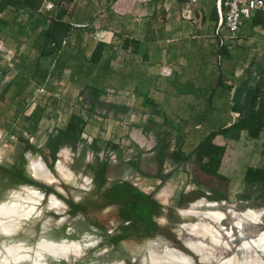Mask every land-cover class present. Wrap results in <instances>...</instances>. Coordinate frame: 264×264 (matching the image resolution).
Instances as JSON below:
<instances>
[{"label": "trees", "instance_id": "1", "mask_svg": "<svg viewBox=\"0 0 264 264\" xmlns=\"http://www.w3.org/2000/svg\"><path fill=\"white\" fill-rule=\"evenodd\" d=\"M47 1H51L54 8L46 9L45 2ZM60 1L64 0H0V14L8 8L14 11H22L29 18L36 15L33 21L23 23L25 31L30 33L38 31V36L34 39V46L38 50L39 56H55V53L65 45L70 32L76 28L68 15V11L59 6ZM67 1L77 2L76 0ZM114 1L111 0V3ZM148 2L155 7L158 0H148ZM109 6L110 4L105 8H110ZM210 19L214 22L216 30L218 14L214 3L211 6ZM93 22L94 19L85 26L90 25L92 28ZM5 24L6 19L0 15V29ZM85 26L78 28L84 29ZM251 26L264 27V9L251 16ZM223 28L226 29L224 24L219 27L217 34L215 31L213 34L215 38V69L212 73L210 71L214 77L212 82L209 80L208 85L195 84L199 78L192 77L191 79L168 83L162 87L153 85V88L166 93L169 98L175 100L182 96H189L192 101L187 103V113L180 112L179 109L173 114L166 112L160 108L158 102L151 95V91L141 93V99H143L141 106L148 108L149 114H151V117H147L142 123L143 130L146 133L153 131L156 135V142L149 149L153 152L152 158L156 164V171L155 173H148L140 169L143 153L146 152L143 149H139L135 156L128 160V163L143 175L158 179L159 184L164 183L172 174V170L164 172V164L167 160L174 165L184 164L192 160L200 173L218 182L228 181L229 178L220 172L227 143L230 140H239L243 132L249 139H258L264 130V67L257 66L255 63V68L247 67L239 75H235V63L226 70L220 67V60L229 55L228 48L232 46L231 43L226 42L228 39L226 37L223 44L219 43V37L226 36L221 33ZM226 31L229 32L227 29ZM138 45L139 41L129 35L122 37L124 48L133 47L136 49ZM103 46L104 43L102 42L96 44L90 57L91 61L97 60L101 52L98 51V47ZM104 93V87L86 86L82 94L84 95L83 100L89 106L81 111L80 109L72 110L63 127L54 128L47 133L42 146L30 142L22 133L15 135L19 146L17 159L9 165L0 164V175L13 183L34 186L44 193L45 197L47 194H54L65 201L69 207L67 212L72 216L82 215L86 217L90 210L116 205L117 227L115 233L109 235L105 228L97 227L106 239V244L110 246L117 247L120 241L131 235L154 237L161 232L166 238L177 244V249L192 255L171 230L163 231L157 222L156 217L161 213L163 206L151 193L143 191L129 180L109 183L107 179L109 154L107 152L102 157L99 152L108 147L116 155H121L123 148L119 143L106 141L99 145L98 139L100 137H92L90 149L93 158L91 161H87L84 166V173L91 175L92 189L80 201L65 198L53 185L37 181L28 173L26 154L31 152L32 155H40L52 174L57 175L55 162L58 159L59 150L68 147L73 153L77 152L84 139L88 116L94 113L96 107L101 104L100 97ZM50 104L48 100L42 104L36 103L26 118L37 125L42 118L47 116V109ZM175 104L179 107L183 103L181 100H177ZM111 107L115 109V112L126 113L129 110L125 104H111ZM231 112H236L238 115L233 117ZM223 113L222 117L221 114ZM192 131L197 133V138L193 142L188 137L189 133H193ZM172 134L174 135L173 143L171 141ZM217 136H220L225 143L216 142ZM243 180L251 190L247 193L238 194V198L241 200L249 199L253 194H256L261 197V202L264 203V166L248 165L245 168ZM195 182L200 185L199 181ZM62 186L66 187L65 184ZM208 188L209 193L196 191L198 188L188 194L182 190L176 205L169 207L170 213H175L176 208L200 197L212 201L228 199V195L221 192L217 187ZM92 224L95 225V223ZM63 236L70 238L66 235Z\"/></svg>", "mask_w": 264, "mask_h": 264}, {"label": "crops", "instance_id": "2", "mask_svg": "<svg viewBox=\"0 0 264 264\" xmlns=\"http://www.w3.org/2000/svg\"><path fill=\"white\" fill-rule=\"evenodd\" d=\"M80 2L78 0L77 5ZM212 5L211 0H162L160 10L150 11L134 29L126 26V16L118 7L105 8L100 15L99 25L93 23L92 28L85 26L90 15L88 9H80L75 19L79 22L72 21L76 28H73L65 45L55 56H39L34 46L38 31H25L23 23L33 21L36 15L29 18L22 11L6 8L0 14L6 19V24L0 29V95H3L0 110L7 119L14 120L11 135L27 131L31 138L42 135V143L36 144L42 146L47 133L63 127L72 110L81 111L89 106L83 100L82 92L86 86L94 85L104 87L105 93L100 97L101 104L88 116L84 139L80 144L84 142L90 146L92 137L97 136L100 137L99 145L112 141L122 146L125 138H132L129 122L138 112L139 115L147 112V108L141 106V93L150 92L153 85L162 87L192 77L199 78L195 84L208 85L207 75L214 78L210 74L215 69V26L210 19ZM79 26L85 27L81 29ZM111 31L119 33L113 39L95 36ZM221 31L223 35H228L226 29ZM126 32L139 41L136 49L123 47L122 51L116 48L119 38ZM236 36L226 39L232 46L228 48L229 55L220 60V67L226 70L232 61L237 60L243 65V70L255 68V63L264 67V27L251 26L249 17L244 19ZM98 42L104 43V46L98 47L101 52L97 60L91 61ZM202 69L207 70L208 74H201ZM235 75L238 74L235 72ZM164 96V102L159 105L161 109L172 114L177 109L187 113L186 103L192 101L189 96L177 99L183 103L179 107L167 103L171 100L168 101L166 93ZM45 100L51 103L48 114L36 125L26 117L36 103L42 104ZM111 104H125L129 110L126 113L115 112ZM148 117L151 114L148 113ZM43 119L51 121L50 125L43 126ZM144 121L140 120L134 126L147 134L142 127ZM80 147L76 154L63 147L60 155L64 153L68 158L69 152L78 156ZM28 156H32V153L27 152V160Z\"/></svg>", "mask_w": 264, "mask_h": 264}, {"label": "rangeland", "instance_id": "3", "mask_svg": "<svg viewBox=\"0 0 264 264\" xmlns=\"http://www.w3.org/2000/svg\"><path fill=\"white\" fill-rule=\"evenodd\" d=\"M161 1L158 0L154 7L153 4L148 3V0H115L112 3L111 0H81L78 5L77 2L64 0L59 2V6L65 8L70 19L75 22H79L75 20L78 16L76 14L77 11L88 9L87 12L90 15L87 22L94 19V25L98 26L101 20L100 15L104 12L105 7L110 4V6L118 7L122 11L123 15L126 16V26L134 29L150 11L153 9L160 10ZM111 32L106 35L98 34L95 36L113 39V36L116 37L118 33L112 32V34ZM125 35L130 34L126 32ZM122 37L119 38L120 41L117 42L116 48L123 51ZM3 56L7 57L4 54ZM233 63L236 64L235 72L239 75L243 71V65L239 63V60L232 61L231 64ZM200 72L201 74H208L205 69ZM207 77L211 82L213 81L211 76L207 75ZM1 89L2 85L0 83V91ZM151 95L158 102V105H161L165 100V93L156 90L153 86ZM169 100L171 102L167 103H171L170 105L173 106L176 105L175 99L168 98ZM163 105H166V103H163ZM186 106H188L187 103ZM146 111L145 114L141 113V115L138 112L133 117V121L129 122V132L132 138L127 137L121 143L123 148L121 155H116L108 147L103 148L99 152L102 157L107 152L109 154L107 172L109 183L118 180H129L143 191L151 193L163 206L161 213L156 217L163 231L171 230L180 242L183 238H190L191 240L197 239V241L207 244L208 248L205 250V255L208 256V261L202 262L199 255L194 254L181 242L192 253L190 255L191 264H264V243L256 244V246H251L247 249L242 248L244 244H249V241L256 239L264 232V203L261 202V197L256 194H253L249 199L243 200L237 196L240 193H247L251 190L243 180L245 168L248 165L264 166V130L258 139H249L243 132L239 140H230L227 143L220 172L229 178L228 181L218 182L200 173L192 160L176 165L167 160L164 164V172L172 170V174L164 183L159 184L160 181L158 179L143 175L133 169L128 163V160L134 157L139 149H143L146 152L143 153L140 169L148 173H155L156 171V164L152 158L153 152L149 150L156 142V135L153 131L147 134L141 133V130L134 126V123L140 120L144 121L148 117L149 109L147 108ZM184 112L186 113V111ZM223 115L224 113L221 114L222 117ZM232 116L234 117V114ZM13 123L14 120L7 119L4 112L0 110V164L3 165L11 164L17 159L19 152L17 139L10 133ZM50 123L51 121L48 119H43L41 124L49 126ZM164 128L167 127L164 126ZM193 133L188 135L191 142L197 138V133ZM22 135L27 137L32 143H42V135L31 138V134L28 131L22 133ZM173 139L174 135L172 134V143ZM215 141L222 144L225 143L220 136H217ZM80 145L78 156H73L68 152L67 158L64 153L60 155L59 150L57 160L60 161L56 160L55 162L57 175L54 176L52 174V181L37 180L53 185L65 198H71L74 201H80L92 189L91 175L84 173V166L87 161L92 160L93 153L88 144L86 145L83 142ZM36 158H40V155L28 156L27 170L30 175V164ZM57 162H61L71 170L69 178L58 171ZM195 181H199L200 185H197ZM62 184H65L66 187H63ZM24 187L36 188L24 183H13L0 175V202L11 199L14 191H23ZM208 187H217L221 192L228 195V199L212 201L208 198L200 197L176 208L175 213H170L169 207L176 205L177 198L182 190L188 194L198 188L196 191L200 190L209 193ZM35 190L38 194L32 195V199L35 201L28 203V206L34 209L33 213L21 219V221L19 220L17 228L9 236L1 233L2 230L0 228V258L9 254L8 243L15 245L18 241L22 242L23 247L19 253L32 257L34 247L39 239L53 238L52 241L58 243L63 235L69 236V240L86 239L90 241V244L86 246L79 257L68 255L63 258H54L50 253L46 252L42 257L44 264H114L117 261H122V264H150L146 258L149 251L161 252L167 246L178 248L174 241L166 238L161 232L154 237L131 235L120 241L117 247L110 246L106 244V239L97 227L105 228L109 235L115 233L117 227L115 219L116 205L90 210L86 217L82 215L72 216L67 212L69 207L65 201L52 193L47 194L45 197L40 190L37 188ZM52 196L56 202L58 201L57 205L51 203ZM187 209L192 210V212L213 210L221 216L219 219L221 221L214 222L203 215L184 212ZM249 211L252 215L249 214V217H245V213ZM92 223H95V225ZM187 223H207L210 225L218 235V244L212 243L209 237H201L188 232L184 227ZM18 264H32V262L30 258H23Z\"/></svg>", "mask_w": 264, "mask_h": 264}, {"label": "bare ground", "instance_id": "4", "mask_svg": "<svg viewBox=\"0 0 264 264\" xmlns=\"http://www.w3.org/2000/svg\"><path fill=\"white\" fill-rule=\"evenodd\" d=\"M57 169L63 176L67 178L71 176V170L61 162H57ZM30 171L33 176L39 180L46 182L53 180L52 172L40 158L32 160L30 164ZM35 189L24 187L23 191H14L11 195V199L0 202L1 233L9 236L17 228L19 220L21 221V219L33 213L34 209L29 207L28 203L35 201L32 199V195L37 194ZM57 202L52 196L51 203L55 205ZM184 212H192V210L187 209L184 210ZM192 213L203 215L214 222L221 221L219 220L221 216L213 210L197 211ZM249 214L252 215L250 211L245 213V217H249ZM184 227L188 232L201 237H209L212 243L218 244V235L207 223H187L184 225ZM52 240L53 238L46 237L37 241L35 247L37 252L36 257L39 264H44L42 262V257L46 252L50 253L54 258H63L68 255L79 257L82 255L86 246L90 244V241H87L86 239L69 240L65 236L61 237L58 243H54ZM182 241L187 245V247L190 248L192 252L201 257L200 260L202 262L208 261V256L205 255V250L208 248L207 244L202 241H197V239L191 240L190 238H183ZM249 242V244H244L242 248L247 249L248 247L256 246V244L264 243V232L259 237ZM7 246L9 254L0 258V264H18V262L23 258H30L32 264H35L33 256L29 257L19 253L23 247L22 242L18 241L15 245L8 243ZM146 258L149 260L150 264H191V258L187 253L185 254V252L181 251L180 249L168 246L165 247L161 252L152 250L149 251ZM122 263V261H117L114 264Z\"/></svg>", "mask_w": 264, "mask_h": 264}, {"label": "built area", "instance_id": "5", "mask_svg": "<svg viewBox=\"0 0 264 264\" xmlns=\"http://www.w3.org/2000/svg\"><path fill=\"white\" fill-rule=\"evenodd\" d=\"M196 1V0H188ZM214 3L218 14V23L215 33L217 34L222 24L229 31L228 35L220 36L219 43L223 44L225 37L228 39L236 38V33L242 26L244 19L253 16L257 11L264 9V0H211ZM47 9L54 8L51 1L45 4ZM79 25V24H76ZM220 59V56H218ZM9 59V58H8ZM238 113L234 112V117ZM59 161V160H57Z\"/></svg>", "mask_w": 264, "mask_h": 264}, {"label": "flooded vegetation", "instance_id": "6", "mask_svg": "<svg viewBox=\"0 0 264 264\" xmlns=\"http://www.w3.org/2000/svg\"><path fill=\"white\" fill-rule=\"evenodd\" d=\"M35 246H36V245H35ZM32 256H33V259H34L35 264H39V263H38V259H37V257H36V256H37L36 247H34V253H33Z\"/></svg>", "mask_w": 264, "mask_h": 264}, {"label": "water", "instance_id": "7", "mask_svg": "<svg viewBox=\"0 0 264 264\" xmlns=\"http://www.w3.org/2000/svg\"><path fill=\"white\" fill-rule=\"evenodd\" d=\"M41 158V157H40ZM31 177L33 178V179H35V180H38L37 178H35L34 176H33V174L31 173ZM181 242L183 243V245L184 246H186L187 247V245L186 244H184V242L181 240ZM189 250H190V248L189 247H187ZM194 253V252H193ZM194 254H196V253H194ZM190 256V255H189ZM191 257V256H190Z\"/></svg>", "mask_w": 264, "mask_h": 264}]
</instances>
